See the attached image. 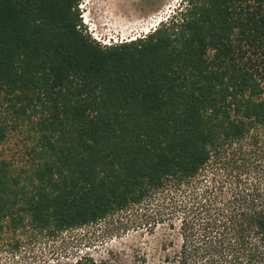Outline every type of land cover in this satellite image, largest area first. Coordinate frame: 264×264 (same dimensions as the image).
<instances>
[{
  "label": "trees",
  "instance_id": "16d2710c",
  "mask_svg": "<svg viewBox=\"0 0 264 264\" xmlns=\"http://www.w3.org/2000/svg\"><path fill=\"white\" fill-rule=\"evenodd\" d=\"M78 2L0 0V143L33 141L20 168L0 158V236L134 209L171 229L162 264H264V0H185L109 45Z\"/></svg>",
  "mask_w": 264,
  "mask_h": 264
},
{
  "label": "rangeland",
  "instance_id": "374dc122",
  "mask_svg": "<svg viewBox=\"0 0 264 264\" xmlns=\"http://www.w3.org/2000/svg\"><path fill=\"white\" fill-rule=\"evenodd\" d=\"M84 1H87V11L90 10L88 15L85 14L87 20L101 25L99 29L107 34L102 39L120 42L142 36L147 30L152 31L157 23L156 26H159L173 16L185 0ZM80 9L78 6L79 15ZM80 19L81 27L92 37L83 17ZM26 130L27 127L23 125L10 131L0 143V158H5L18 168L27 163L26 151L33 142L27 137ZM140 222L139 214L131 209L95 224L67 230L56 239L35 235L30 229L5 232L0 236V264H62L85 253L99 260L109 250L113 254L122 252L119 258L113 256L114 264H129L139 251L147 255V264H162L159 238L162 234L170 233L171 229L165 225L158 226L154 231Z\"/></svg>",
  "mask_w": 264,
  "mask_h": 264
},
{
  "label": "clouds",
  "instance_id": "9594fccd",
  "mask_svg": "<svg viewBox=\"0 0 264 264\" xmlns=\"http://www.w3.org/2000/svg\"><path fill=\"white\" fill-rule=\"evenodd\" d=\"M84 3V4H83ZM87 1H84V0H79V2H78V6L81 8L80 10H81V14H80V17H83V22H85V24H86V27H87V30H89V33H91V35H92V38H94L96 41H98L99 42V39H101L102 37H105L107 34H105V33H103L102 32V30H100L99 29V27L101 26V25H96L95 24V22H93V21H88L87 20V15L89 14V12H90V10L89 11H87ZM178 10H180V8L178 9ZM177 10V11H178ZM86 12V13H85ZM177 13V12H176ZM175 13V14H176ZM85 14H87V15H85ZM158 24V23H157ZM156 24V25H157ZM155 25V27H157ZM155 27H153V29L155 28ZM152 29V30H153ZM148 31L150 32L151 30H147V31H145L144 33H148ZM145 34H143L142 36H140V35H138V37L137 36H134V37H130V40H132V39H136V38H139V37H143ZM97 38H99V39H97ZM129 39L127 40V38L124 40V41H130ZM123 41V40H122ZM122 41H120V42H122ZM120 42H115V40H113V42H111L110 44H115V43H120ZM109 45V44H108Z\"/></svg>",
  "mask_w": 264,
  "mask_h": 264
},
{
  "label": "built area",
  "instance_id": "2783aa9c",
  "mask_svg": "<svg viewBox=\"0 0 264 264\" xmlns=\"http://www.w3.org/2000/svg\"><path fill=\"white\" fill-rule=\"evenodd\" d=\"M99 39V38H97ZM99 43H101V45H108L111 43V40H107V39H99Z\"/></svg>",
  "mask_w": 264,
  "mask_h": 264
}]
</instances>
